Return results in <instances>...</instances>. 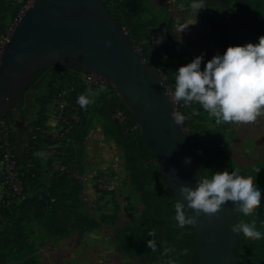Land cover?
I'll return each instance as SVG.
<instances>
[{"label":"trees","instance_id":"1","mask_svg":"<svg viewBox=\"0 0 264 264\" xmlns=\"http://www.w3.org/2000/svg\"><path fill=\"white\" fill-rule=\"evenodd\" d=\"M106 8L114 19L122 26L134 48L140 53L141 59L152 66L155 71L163 76L172 75V67L166 65L178 54L158 55L156 49H152V43H147L150 33L146 31L147 23L141 21L144 7L141 0H103ZM221 2L226 13L218 21L211 24V31L220 35L228 46L257 44L264 39V0H214ZM203 12V8L199 10ZM15 14H13L14 17ZM3 18L1 17L0 20ZM253 23L254 25H251ZM180 49V48H179ZM176 49L175 51L179 50ZM174 51V52H175ZM155 56V57H154ZM188 58V55L185 56ZM189 60V58H188ZM190 62V61H189ZM46 70L36 73L31 81L44 74L41 81L48 85L47 93L35 98L37 110L34 118L27 122L31 130L27 134V145L17 153L13 127L7 133V141L12 148L11 152L15 161V174L19 190L14 192L12 188H5L11 194L9 200L16 205L0 228V264H36L33 255V232L28 224L35 222L40 225L44 234L54 238H64L71 231L86 230L84 215L79 214L83 205L81 194L83 192V174L86 168L85 140L92 124L91 103L81 107L77 98L87 91V86L82 80V72L76 68L56 73L47 74ZM40 81V83H41ZM163 87L165 83L161 81ZM99 91V100L96 115L106 123H112L115 131L104 134L121 148L126 160V169L130 178L131 187L138 192L142 205L145 207L147 217L151 224L141 233L134 242L136 251H139V264H199V251L194 242V231L189 227L172 230L164 223L165 214L161 209V202L154 198V192L147 182V173L143 169L140 158L155 159L144 142L139 127L135 124L130 112L119 98L111 85L97 84L93 89ZM64 92L63 107L60 115L58 129L62 136V150L58 155L60 164L55 170L53 161L49 159L43 162L40 159L43 142L39 129L47 121L46 106L55 99H60V93ZM123 111L125 124L121 126L116 119L118 112ZM193 112V118L199 111L195 103L182 112ZM12 113V112H11ZM11 113L5 118L12 120ZM183 114V113H182ZM192 118V119H193ZM191 120V119H190ZM183 128V125L181 126ZM213 140L216 143H229L234 139L233 130H228V125H216ZM191 139L196 138L195 133L188 131ZM199 148L194 143L192 150ZM204 148L200 159L194 155L198 168L207 175L208 172L228 170L230 175L235 169L229 160L227 153L223 152L224 146L215 144ZM134 150L139 151L136 156ZM201 150V149H200ZM4 148L0 138V161L3 158ZM207 157V159H205ZM213 161V163L211 162ZM157 163V162H156ZM53 170L47 181L43 180L42 170ZM154 169L153 179L157 185L163 186L162 201L167 203L170 214L175 215V203L168 194L163 178L157 165L151 164ZM208 176V175H207ZM211 176V175H210ZM2 179V176H0ZM240 178L251 179L262 190L260 206L248 215L239 214L235 224H254L261 231L264 226V161L255 165L248 171H241ZM165 188V189H164ZM151 234V235H150ZM155 241V250L146 247V242ZM237 264H264V236L259 240L245 238L242 234L237 238V247L234 251Z\"/></svg>","mask_w":264,"mask_h":264},{"label":"water","instance_id":"2","mask_svg":"<svg viewBox=\"0 0 264 264\" xmlns=\"http://www.w3.org/2000/svg\"><path fill=\"white\" fill-rule=\"evenodd\" d=\"M60 65L112 85L139 127L172 201L186 206L179 187L194 188L204 176L194 159L192 139L173 121L160 75L141 59L103 0H35L21 15L0 51V121L12 111L23 112L24 95L36 73ZM171 168L176 175L169 173ZM187 214L194 213L189 209ZM238 215L227 205L215 218L201 214L190 226L199 264H237L238 237L232 229Z\"/></svg>","mask_w":264,"mask_h":264},{"label":"rangeland","instance_id":"3","mask_svg":"<svg viewBox=\"0 0 264 264\" xmlns=\"http://www.w3.org/2000/svg\"><path fill=\"white\" fill-rule=\"evenodd\" d=\"M17 1L25 0H0V18H3L0 20V51L3 44L9 39L16 22L23 15L19 12ZM141 3L144 12L140 18L142 22L147 23L146 31L150 33L147 43H152V49H156L158 55L166 56L171 53L180 55V58L174 56L171 61L166 63L167 66L172 67L170 69V71H173L172 75L160 77L161 81L163 80L165 83L166 94L173 95L174 75L180 66L186 65L201 54H203L204 62H206L216 54H223L226 48L229 47L223 38L213 33L210 28L213 22L221 19L226 13L221 2L202 0L203 12L198 11L197 14L196 10L191 7L192 0H141ZM13 14H15L14 17ZM195 20V25H190ZM251 25L254 24L251 23ZM159 35L164 36L163 42L154 45L152 41ZM176 49L179 50L175 51ZM186 55H188L189 60L185 57ZM204 62H202L201 68H203ZM69 69L72 68L62 65L54 66L46 69V73L60 75L63 71ZM43 76L44 74L37 76L26 89L24 95V107L26 109H30L31 105H34L35 97L34 95L30 97L29 92L37 91L38 84H40ZM48 85L44 86L45 89L41 90L39 88L35 95L39 97L46 94ZM86 86L88 89L85 95L89 96L92 105V120L97 116L95 112L99 92L93 89L91 84H86ZM88 90H91L93 94H90ZM97 92L98 94H94ZM194 103L199 113L195 119L184 121L182 129L187 133L192 130L195 133L196 138L192 140V145L197 143L199 148L195 150V153L193 151V154L201 162L204 160L200 159V155L204 151V148L201 147H211L215 144L224 146L223 152L227 153L229 160L239 174L241 171H248L251 167L264 161V127H258L259 124L264 123V115L259 116L254 123L247 124L240 130L242 124L217 120L198 103ZM35 106L37 107L36 104ZM225 124L228 125L226 132L233 130V132L242 135L240 140L235 141V135L229 143L223 142L222 139L219 143L213 140L212 132L214 130L212 128L216 125ZM103 128H107L108 133L115 131L112 123L108 124L104 120ZM243 141L248 142V148L242 147ZM115 146L120 151L119 162L121 163L120 167L123 169L112 170L115 177L114 182H111L113 185L105 180V183L112 186V191L95 199L92 182L88 185L85 180L83 181V192L81 194L83 205L79 210V214L85 216L83 221L87 226L86 230H74L64 238H54L46 236L39 224L35 222L28 224V228L33 232L34 245L32 252L36 264H139L138 257L140 254L139 251H136L132 242L140 237L152 220L147 217L138 192L130 185L123 152L116 144ZM134 153L136 156L141 154L137 150H134ZM108 156L113 161L112 163L118 164L116 154L109 153ZM140 159L143 163V169L147 173V182L152 190L157 192L154 193V198L159 203L161 202V209L165 214L164 223L172 230L178 229L175 215L170 214L167 203L164 200L162 201L163 186L157 185L155 179H153L154 169L150 168V165H157L156 160L147 157ZM102 161L104 160L102 159ZM211 162L213 163V161ZM222 171L228 172V170ZM232 171L234 172V168H232ZM213 172L207 171L206 173L210 177ZM228 174L230 175V172ZM9 208V203L1 197L0 228L6 219L4 212H7ZM262 234H264V226Z\"/></svg>","mask_w":264,"mask_h":264},{"label":"clouds","instance_id":"4","mask_svg":"<svg viewBox=\"0 0 264 264\" xmlns=\"http://www.w3.org/2000/svg\"><path fill=\"white\" fill-rule=\"evenodd\" d=\"M191 7L197 14L203 8L202 0H192ZM195 23L196 20L190 25ZM163 39L159 35L152 42L159 45ZM105 47H111V41H105ZM202 62L203 54L175 71L173 96L177 102H196L217 120L225 122L252 124L264 115V39L255 45L229 46L223 54L204 62L203 68ZM103 90L101 87L98 92ZM77 102L86 107L91 100L81 94ZM172 119L180 122L185 117L177 112ZM185 163L190 161L185 158ZM169 173L176 175V169H169ZM178 194L186 206L180 200L175 201V219L185 228L195 226L201 214L215 218L227 205L233 206L238 214L248 215L260 206L262 190L251 179L240 178L238 172L229 175L227 171H215L210 177L202 176L194 188L181 185ZM189 209L193 215L187 214ZM232 234L254 240L264 236L250 223L233 227ZM146 247L155 250V241L149 239Z\"/></svg>","mask_w":264,"mask_h":264},{"label":"crops","instance_id":"5","mask_svg":"<svg viewBox=\"0 0 264 264\" xmlns=\"http://www.w3.org/2000/svg\"><path fill=\"white\" fill-rule=\"evenodd\" d=\"M43 83L44 80L41 81L40 84H38L37 91L39 88L41 90L45 89ZM37 91L29 92L30 97L34 95V97L36 98L37 95H35V93ZM33 104L34 105H31L30 109H26V107H24L22 113H19L18 111H12L11 113L12 119L14 121L13 131L15 134L16 142L14 149L17 153H19L27 145V134L31 130L27 127V122L34 118V114L37 110L35 103ZM63 105L64 104L61 99L52 100L46 106L47 121L44 126L39 129L40 138L43 142V148L40 159L44 163L51 159L53 161L52 168L54 170L58 168L60 164L58 155L61 153L62 150V136L58 129V126ZM246 125L247 124H242L240 130H242V127H245ZM259 125V128L264 127V123H261ZM234 133L236 136L235 141L240 140L242 135H240L238 132ZM247 143L248 142L243 141L242 147L248 148ZM85 148L87 165L86 171L83 175L85 183L90 185L94 175H103L105 177V180L111 185H113L111 182H114L115 177L112 174V170L123 169L120 167L121 163L119 162L120 151L118 150V148H116L112 139L104 135L103 120L98 116L92 119V124L85 140ZM109 153L116 154L118 158V164L112 163L113 161L110 160L108 156ZM102 159L104 161H102ZM52 172L53 170L44 168L42 170L43 180L47 181L51 176ZM1 197L4 201L9 203L10 208L7 210V212H4V215L7 219L16 204L12 200H9L7 198L0 185V198ZM3 224L1 225L3 226Z\"/></svg>","mask_w":264,"mask_h":264},{"label":"built area","instance_id":"6","mask_svg":"<svg viewBox=\"0 0 264 264\" xmlns=\"http://www.w3.org/2000/svg\"><path fill=\"white\" fill-rule=\"evenodd\" d=\"M35 2V0H25V1H17V5L19 4V12L20 14H23L28 8L32 6V4ZM82 80L85 84H91V85H97V84H105V85H111L110 83L106 82L101 77L94 75V74H82ZM112 86V85H111ZM64 92L60 93V99L63 100ZM167 96L169 98L170 104L173 107L174 113H181V110H188L191 107V103H184L183 101L177 102L174 99V96L172 94H168ZM185 119L177 122L180 126L184 123L186 120H190L193 118L194 113L189 112L186 113L185 111L182 112ZM117 122L123 126L126 122L125 115L123 111H120L116 115ZM236 124L237 122H233ZM14 126V121L5 119L0 121V138L2 140V146L4 148L3 152V158L0 161V176H2V179L0 177V185L4 191V194L9 199L11 197V194L5 190V188H12L14 192H18V181L16 179L15 174V161L13 159L12 155V148L10 147L8 141H7V133L8 131ZM84 179V178H83ZM92 187L94 192V198H100V196L104 193H110L112 191V186L108 183H105V178L101 175H94L92 178Z\"/></svg>","mask_w":264,"mask_h":264}]
</instances>
